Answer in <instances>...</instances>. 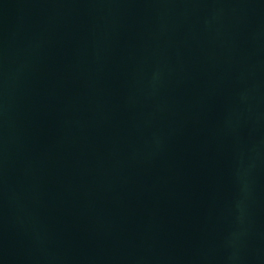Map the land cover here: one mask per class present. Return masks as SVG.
<instances>
[{"label": "water", "instance_id": "95a60500", "mask_svg": "<svg viewBox=\"0 0 264 264\" xmlns=\"http://www.w3.org/2000/svg\"><path fill=\"white\" fill-rule=\"evenodd\" d=\"M0 264H175L98 0H0Z\"/></svg>", "mask_w": 264, "mask_h": 264}]
</instances>
